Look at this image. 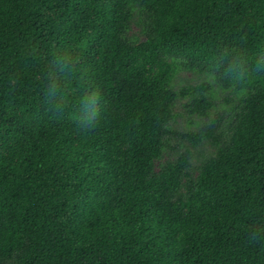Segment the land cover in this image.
<instances>
[{
  "label": "trees",
  "instance_id": "trees-1",
  "mask_svg": "<svg viewBox=\"0 0 264 264\" xmlns=\"http://www.w3.org/2000/svg\"><path fill=\"white\" fill-rule=\"evenodd\" d=\"M170 55L244 96L228 142L207 121L156 170L175 99L212 107ZM261 61L264 0H0V264H264Z\"/></svg>",
  "mask_w": 264,
  "mask_h": 264
},
{
  "label": "rangeland",
  "instance_id": "rangeland-1",
  "mask_svg": "<svg viewBox=\"0 0 264 264\" xmlns=\"http://www.w3.org/2000/svg\"><path fill=\"white\" fill-rule=\"evenodd\" d=\"M153 15L144 9L140 4L136 5L129 26L126 30V37L133 42L147 40ZM168 60L178 65L172 86L176 91L186 86L198 85L203 82L209 83V89L204 93L211 98L212 107L207 118L197 112H191L187 107L189 98L178 97L173 103L175 118L168 123L170 132L164 137L162 154L155 160V169L160 170L168 162L175 161L177 157L190 146V139L183 137L181 133L197 132L207 121L218 119L221 125L220 133L225 142H228L234 129L236 114L239 111L244 93L232 89H224L215 79L205 73L189 70L181 67V56L170 55ZM218 147L210 140H204L192 149L190 157L189 172L197 177L205 161L217 153ZM20 253L18 252L5 264H19Z\"/></svg>",
  "mask_w": 264,
  "mask_h": 264
},
{
  "label": "clouds",
  "instance_id": "clouds-1",
  "mask_svg": "<svg viewBox=\"0 0 264 264\" xmlns=\"http://www.w3.org/2000/svg\"><path fill=\"white\" fill-rule=\"evenodd\" d=\"M259 64H260V66H258V67H256V68L253 69L254 72H261V71H264V61L259 62ZM244 80H246V78H245V76H244L243 74H241V75L237 78V80L235 81V83L238 84V83H240L241 81H244ZM90 95L93 96V97L98 98V93H96L95 91H94L93 93H91ZM94 103H95V101H94ZM81 127H83V128H87L88 125H87L86 123H82V124H81Z\"/></svg>",
  "mask_w": 264,
  "mask_h": 264
}]
</instances>
